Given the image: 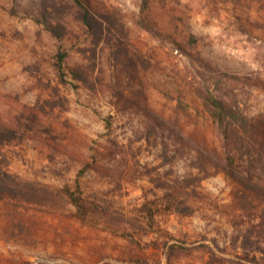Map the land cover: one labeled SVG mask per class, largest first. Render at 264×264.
Listing matches in <instances>:
<instances>
[{
  "label": "rangeland",
  "instance_id": "374dc122",
  "mask_svg": "<svg viewBox=\"0 0 264 264\" xmlns=\"http://www.w3.org/2000/svg\"><path fill=\"white\" fill-rule=\"evenodd\" d=\"M90 3L102 33L72 0H0V171L29 193L0 194V264L264 258L258 200L194 149L223 150L202 93L264 112V0Z\"/></svg>",
  "mask_w": 264,
  "mask_h": 264
},
{
  "label": "trees",
  "instance_id": "16d2710c",
  "mask_svg": "<svg viewBox=\"0 0 264 264\" xmlns=\"http://www.w3.org/2000/svg\"><path fill=\"white\" fill-rule=\"evenodd\" d=\"M72 8L87 29L90 30L100 24L99 32H103V22L100 20L103 15L92 9L90 0H72ZM44 12L45 6L40 12L42 17L40 22L53 36L60 39L61 31L48 20ZM58 57L60 60L63 58L61 55ZM200 96L224 143L223 150L219 152L205 138H197L194 142L196 158L200 162H209L225 179L240 185L243 194L239 197L244 200L245 206L251 196L258 200L256 208L259 211V225L264 226V177L261 175L264 172V112L247 115L238 105L220 96L210 92H204ZM0 194L25 196L29 193L25 192L23 185L16 182L11 175L0 171ZM70 196L72 204L83 216L80 195L70 193ZM253 263L264 264V258L254 259Z\"/></svg>",
  "mask_w": 264,
  "mask_h": 264
}]
</instances>
